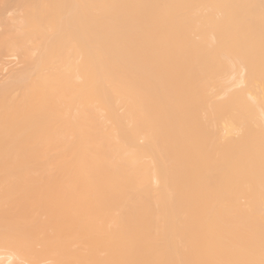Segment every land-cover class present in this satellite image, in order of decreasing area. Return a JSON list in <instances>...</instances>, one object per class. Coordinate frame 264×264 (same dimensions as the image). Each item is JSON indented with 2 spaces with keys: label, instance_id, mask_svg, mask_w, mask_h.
<instances>
[{
  "label": "bare ground",
  "instance_id": "1",
  "mask_svg": "<svg viewBox=\"0 0 264 264\" xmlns=\"http://www.w3.org/2000/svg\"><path fill=\"white\" fill-rule=\"evenodd\" d=\"M0 264H264V0H0Z\"/></svg>",
  "mask_w": 264,
  "mask_h": 264
}]
</instances>
